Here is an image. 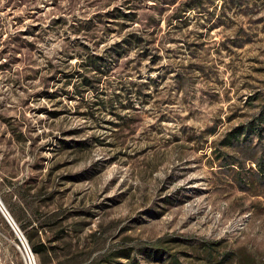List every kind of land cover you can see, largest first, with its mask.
Wrapping results in <instances>:
<instances>
[{
    "label": "rangeland",
    "instance_id": "374dc122",
    "mask_svg": "<svg viewBox=\"0 0 264 264\" xmlns=\"http://www.w3.org/2000/svg\"><path fill=\"white\" fill-rule=\"evenodd\" d=\"M260 121L264 0H0V200L32 264H264V141L222 146ZM0 264H28L1 213Z\"/></svg>",
    "mask_w": 264,
    "mask_h": 264
},
{
    "label": "trees",
    "instance_id": "16d2710c",
    "mask_svg": "<svg viewBox=\"0 0 264 264\" xmlns=\"http://www.w3.org/2000/svg\"><path fill=\"white\" fill-rule=\"evenodd\" d=\"M257 133L258 138L261 140L260 142L264 141V125L263 121H260L259 123H249L248 125H238L234 128H232L229 132H227L224 136L222 146L227 148H237L242 151H247L248 146L246 145V140L248 135ZM262 152L264 153V146L262 147ZM262 153V154H263ZM250 161L254 163L257 166V174L261 177L264 176V155L261 156L259 160H256L254 158V153L252 150H249V154L247 156L246 161ZM237 165L240 166L242 160L238 159L236 161ZM36 254L39 252L37 250H34ZM130 251H123L122 253H119L122 255V257H125L126 259L130 257ZM115 258V256H114ZM107 261L103 262H97L94 264H105ZM135 264V263H133Z\"/></svg>",
    "mask_w": 264,
    "mask_h": 264
},
{
    "label": "built area",
    "instance_id": "2783aa9c",
    "mask_svg": "<svg viewBox=\"0 0 264 264\" xmlns=\"http://www.w3.org/2000/svg\"><path fill=\"white\" fill-rule=\"evenodd\" d=\"M0 213L3 216V218L5 219V221L7 222V224L9 225V227L11 228V230L13 231V233L15 234L16 238L18 239L26 262L28 264H30L29 259H28V252H31V251L29 250V248H28L26 242L24 241L16 223L14 222V220L12 219L10 214L5 213V208H4L1 200H0Z\"/></svg>",
    "mask_w": 264,
    "mask_h": 264
},
{
    "label": "bare ground",
    "instance_id": "6f19581e",
    "mask_svg": "<svg viewBox=\"0 0 264 264\" xmlns=\"http://www.w3.org/2000/svg\"><path fill=\"white\" fill-rule=\"evenodd\" d=\"M5 213H6V211H5ZM28 259H29V263L32 264V262H31V255H30L29 252H28Z\"/></svg>",
    "mask_w": 264,
    "mask_h": 264
}]
</instances>
